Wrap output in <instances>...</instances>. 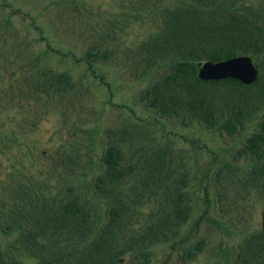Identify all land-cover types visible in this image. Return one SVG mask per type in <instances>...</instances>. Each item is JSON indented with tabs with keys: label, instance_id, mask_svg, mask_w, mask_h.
<instances>
[{
	"label": "rangeland",
	"instance_id": "1",
	"mask_svg": "<svg viewBox=\"0 0 264 264\" xmlns=\"http://www.w3.org/2000/svg\"><path fill=\"white\" fill-rule=\"evenodd\" d=\"M140 3L0 0V247L23 264H37L14 249L22 211L33 203L80 195L105 222L112 199L93 184L111 142L135 166L115 194L130 202L135 223L121 264H145L151 214L173 205L177 193L192 212L176 237L152 246L149 264H235L262 229L264 193L243 186L251 170L240 157L255 126L230 136L160 117L140 100L158 76H146L141 47L155 32L151 9H162ZM239 4L264 9V0ZM61 74L71 89L51 87L50 77ZM160 156L169 167L153 178ZM129 238L137 247L125 244Z\"/></svg>",
	"mask_w": 264,
	"mask_h": 264
},
{
	"label": "trees",
	"instance_id": "2",
	"mask_svg": "<svg viewBox=\"0 0 264 264\" xmlns=\"http://www.w3.org/2000/svg\"><path fill=\"white\" fill-rule=\"evenodd\" d=\"M239 2L141 0L143 6L162 9H151L155 32L141 47L146 76H158L141 91L140 100L160 117L189 118L230 136L254 125L240 152V157L249 161L251 170L242 184L261 194L264 193V9H244ZM241 55H249L257 62L261 76L255 84L244 85L233 79H199L201 63ZM91 57L89 54L87 60L93 66ZM50 78L51 87L57 85V91L72 88L67 74ZM101 163L103 173L93 186L103 197L112 199L105 222L94 216L92 207L80 195L43 199L44 207L33 203L29 210L22 211L24 218L19 221L22 224L15 219L21 232L14 249L24 252L26 258L35 259L37 264H121L125 232L128 228L131 231L135 223L130 202L115 198V194L122 193L119 189L135 166L126 162L122 148L112 142ZM168 167L166 156H160L150 173L153 178L162 177ZM171 203L151 214L147 235L143 237L145 264H149L152 246L169 242L171 235L176 237L192 212V207L184 203L183 193H177L174 204ZM129 240L125 242L128 247H137L135 238ZM201 246L202 243L197 250L201 251ZM2 251L0 247V264H23ZM239 254L235 264H264V231L248 237Z\"/></svg>",
	"mask_w": 264,
	"mask_h": 264
},
{
	"label": "water",
	"instance_id": "3",
	"mask_svg": "<svg viewBox=\"0 0 264 264\" xmlns=\"http://www.w3.org/2000/svg\"><path fill=\"white\" fill-rule=\"evenodd\" d=\"M199 77L202 80L233 78L245 84H251L257 80L258 70L250 57H238L219 63H205L200 69Z\"/></svg>",
	"mask_w": 264,
	"mask_h": 264
}]
</instances>
